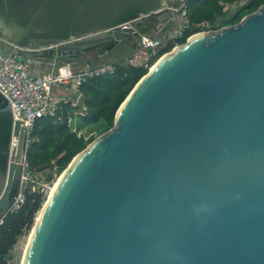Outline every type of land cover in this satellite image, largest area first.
<instances>
[{
    "label": "water",
    "instance_id": "water-1",
    "mask_svg": "<svg viewBox=\"0 0 264 264\" xmlns=\"http://www.w3.org/2000/svg\"><path fill=\"white\" fill-rule=\"evenodd\" d=\"M160 1L0 0V38L87 34L41 52L73 64L138 32ZM176 47L62 175L25 264H264V4ZM23 123L0 86V219L19 190Z\"/></svg>",
    "mask_w": 264,
    "mask_h": 264
},
{
    "label": "trees",
    "instance_id": "trees-1",
    "mask_svg": "<svg viewBox=\"0 0 264 264\" xmlns=\"http://www.w3.org/2000/svg\"><path fill=\"white\" fill-rule=\"evenodd\" d=\"M239 1L185 0V5L191 22L205 23L207 26L210 24L213 27L218 18L226 14H229V17L222 22L221 26L234 25L245 15L256 11L264 4V0H247L231 14L228 9ZM179 4L180 2L176 1L171 5L178 6ZM225 6H227L226 9ZM156 25V23L151 24L146 29H151ZM142 26V23L138 24L139 29ZM202 29L200 27L186 29L181 37L170 41L152 58V61L156 60L149 69L147 66L128 65L121 59L111 60L115 65L114 73L100 75L81 85L80 91L86 97L82 113L75 114L76 107L68 103L63 105L62 111H59L57 116L38 118L33 129L35 140L31 142L26 151V159L30 167L35 171L53 167L56 174L60 175L69 167L73 159L81 153L80 151L95 138V135H88L87 132L83 131L84 127L94 124L98 134L109 130L114 125L116 112L118 113L120 106L131 93L130 90L133 86L135 87L149 73L150 69L167 54L165 52L170 51L175 44L185 43L187 37L202 32L200 31ZM110 50L106 51L110 53ZM106 51L105 47L96 49L95 57L88 59V62L91 65H96L99 57L106 55ZM38 56L42 58L49 57L46 54ZM24 195L22 204L15 210H9L0 219V264H7V255L16 244L17 239L27 233L31 234L30 231L34 230L36 219H38L46 201L45 195L40 190L28 188L25 190Z\"/></svg>",
    "mask_w": 264,
    "mask_h": 264
},
{
    "label": "built area",
    "instance_id": "built-area-1",
    "mask_svg": "<svg viewBox=\"0 0 264 264\" xmlns=\"http://www.w3.org/2000/svg\"><path fill=\"white\" fill-rule=\"evenodd\" d=\"M164 11L170 12L169 17L163 21L160 20L152 28L154 34H139L135 52L125 58L126 64L147 66L149 69L156 60L152 61V58L161 48L165 47L170 41L181 37L186 29L202 28L203 26L202 23L191 22L185 0L178 6L167 5L154 12L162 13ZM112 29L114 28L110 30ZM86 37L87 34L73 38H58L55 42L41 47H34L29 43L20 47L0 38V86L18 104L24 116L22 128L25 142L20 163V184L18 194L10 206L11 210L17 209L22 204L25 190L34 186L30 183L34 181L35 170L27 162L26 151L31 142L35 140L33 129L36 120L44 116H57L58 112L62 111L63 105L68 103L76 107L77 100L82 94L80 88L83 83L100 75L112 74L115 71V65L111 60L102 61L96 65H91L88 62L82 69L70 70L72 63L56 64L46 61L47 58L37 56L45 49L66 46L73 41H80ZM177 45L175 44L171 50ZM41 64L48 65L49 68L44 71L39 70ZM60 88L68 89L71 95H55L53 91ZM76 113L81 112L77 109Z\"/></svg>",
    "mask_w": 264,
    "mask_h": 264
},
{
    "label": "rangeland",
    "instance_id": "rangeland-1",
    "mask_svg": "<svg viewBox=\"0 0 264 264\" xmlns=\"http://www.w3.org/2000/svg\"><path fill=\"white\" fill-rule=\"evenodd\" d=\"M176 1H179L181 3L183 0H176ZM246 1L247 0H240L236 4L230 6L228 11H231V14H232V12H234L240 4H243ZM228 15L226 14V15L218 18L217 22L214 23L213 27H211L210 24H209V26H207V25H205V23H202V25H205V26H202L203 31L202 30H200V31L206 32L205 35H208V34H212V33H215L217 31L221 30L223 27H225V26H221V24L224 20H226L229 17ZM176 17H178V16H176ZM172 25H174V24H172ZM142 28L137 30L138 32H136L134 34L131 33V35L128 38L120 41L117 45H115L109 51L110 52L108 55L109 59L105 58V56H103V57H101V60L102 61L119 60V59L125 60V58L128 57L130 54H133L135 52L136 47H137V41L139 39V34L146 33V32L154 34V31L152 30V28L151 29H146V28L142 29ZM170 51H168V52H170ZM39 55H41V54H39ZM86 55L88 58L93 59V57H95V55H96L95 50H93V56L90 55L89 53H87ZM38 57H40V56H38ZM40 58H42V57H40ZM76 69H79V68H76ZM79 111L82 113L83 110H79ZM83 131L87 132L88 135H91V134L95 135V138L93 140H97L100 137H102L103 135H105L106 133H108L105 131L101 134H98V130L94 124L86 125L84 127ZM50 173H52V174H51L50 178H48ZM60 175L56 174L55 168H53V167H47V168H44L40 171H35L34 181H32L30 183V185L33 184L34 186L30 187V189L42 191L43 194L45 195V198L47 201V199L51 193V190L53 189V187H54V185H55V183H56V181ZM50 187H51V189H50ZM46 201H45V203H46ZM43 207H44V205H43ZM9 210H11L10 207L3 213V215H5V213H7ZM32 231H33V229L30 232L32 233ZM27 234L23 235L17 239L16 244L13 246V248L9 252V254H11L12 256L7 258V264H22L21 262L23 260L24 253H25V250L29 244V238L31 236V234H28V235Z\"/></svg>",
    "mask_w": 264,
    "mask_h": 264
},
{
    "label": "bare ground",
    "instance_id": "bare-ground-1",
    "mask_svg": "<svg viewBox=\"0 0 264 264\" xmlns=\"http://www.w3.org/2000/svg\"><path fill=\"white\" fill-rule=\"evenodd\" d=\"M205 34H206V32H200V33H197V34H195V35H193V36H191V38H189L188 39V42H190V41H192V40H194V39H197V38H199V37H202V36H205ZM179 47V46H178ZM177 48V47H176ZM176 48H174L173 49V51L176 49ZM173 51H171V52H169V53H167V54H165L154 66H153V68L152 69H150V71H149V73L145 76V77H143L141 80H140V82L134 87V89L131 91V93L128 95V97L126 98V100L122 103V105L120 106V109H119V111H118V113H117V115H119V112L121 111V109L123 108V106L126 104V102L128 101V99L131 97V95H132V93L137 89V87H139V85L148 77V75L159 65V64H161ZM81 153H83V152H81ZM81 153H79V155L81 154ZM78 156V155H77ZM76 156V157H77ZM75 157V158H76ZM75 158L73 159V161L75 160ZM73 161L71 162V164L73 163ZM71 164L69 165V167L66 169V170H64L62 173H61V175L58 177V179H57V181H56V183H55V185H54V187H53V189L51 190V193H50V195H49V197H48V199H47V201H46V203L44 204V207H43V209H42V211H41V213L39 214V217H38V219H36L37 220V222H36V225H35V227H34V230L32 231V233H31V236H30V238H29V244H28V246H27V248H26V250H25V253H24V256H23V260H22V264H25L26 263V259H27V256H28V252H29V249H30V245H31V241H32V238H33V236H34V233H35V231H36V228H37V226H38V224H39V221H40V219H41V217H42V214H43V212H44V209H45V207H46V205H47V203H48V201H49V199H50V197H51V195H52V193L54 192V190H55V188H56V186H57V184H58V182H59V180L61 179V177H62V175L70 168V166H71ZM53 185V184H52ZM50 189H51V187H50Z\"/></svg>",
    "mask_w": 264,
    "mask_h": 264
},
{
    "label": "flooded vegetation",
    "instance_id": "flooded-vegetation-1",
    "mask_svg": "<svg viewBox=\"0 0 264 264\" xmlns=\"http://www.w3.org/2000/svg\"><path fill=\"white\" fill-rule=\"evenodd\" d=\"M174 2H176V0H166L165 2H163V0H161L160 2H158L154 7H152L147 13H145L142 17H141V19L140 20H137L134 24H136V25H138V24H140V23H142L143 24V28H147L149 25H151V24H154V23H156V24H158L159 22H160V20H158V17H156L155 16V10H157V9H159V8H162V7H165V6H167V5H171L172 3H174ZM167 11H164L161 15L162 16H164V14L166 13ZM142 28V29H143ZM105 29H111V27H109V28H105ZM34 39H42V38H30V40L26 43V44H28V43H30L32 40H34ZM51 39H58V38H51ZM25 44V45H26ZM118 43H115L114 44V46L115 45H117ZM105 46H107V44H103V45H100V46H98V47H96V48H92L90 51H88L87 53H89V54H92L93 53V50H95V53H96V49H99L100 47H105ZM113 46V47H114ZM112 47V48H113ZM111 48V49H112ZM105 51H106V47H105ZM87 53H85V54H87ZM108 52L106 51V53L105 54H107ZM108 55V54H107ZM82 60H83V58H81Z\"/></svg>",
    "mask_w": 264,
    "mask_h": 264
},
{
    "label": "crops",
    "instance_id": "crops-1",
    "mask_svg": "<svg viewBox=\"0 0 264 264\" xmlns=\"http://www.w3.org/2000/svg\"><path fill=\"white\" fill-rule=\"evenodd\" d=\"M90 55L93 56V53L90 54ZM108 55H109V53H108ZM101 57H103V56H100V57H99V61H98V63L102 62ZM46 58H47V57H46ZM48 58H50V57H48ZM93 58H94V57H93ZM105 58H108V59H109V56H107V54H106V55H105ZM105 58H104V59H105ZM88 59H90V58H88L87 55H86V57L83 58V60H80V61H78L77 63H73V64L71 65L70 70H73V69L75 70L76 68L82 69V68L84 67V65H85L86 63H88ZM108 61H110V60H108ZM56 64H59V63L56 62ZM80 67H81V68H80ZM48 68H49L48 65H43V64H41V65L39 66V70H42V71H44V70H46V69H48ZM53 93H54L55 95H58V96H60V95H71L70 91H69L68 89H66V88H60V89L54 90Z\"/></svg>",
    "mask_w": 264,
    "mask_h": 264
}]
</instances>
